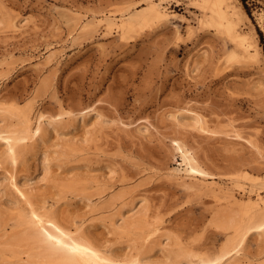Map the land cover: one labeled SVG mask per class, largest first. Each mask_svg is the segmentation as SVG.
Wrapping results in <instances>:
<instances>
[{
	"label": "rangeland",
	"instance_id": "rangeland-1",
	"mask_svg": "<svg viewBox=\"0 0 264 264\" xmlns=\"http://www.w3.org/2000/svg\"><path fill=\"white\" fill-rule=\"evenodd\" d=\"M225 5L248 53L198 0H0V128L16 126L7 108L45 120L14 156L0 139V236L10 212L34 210L122 260L138 248L123 222L145 213L159 234L218 255L228 232L215 215L264 198V0ZM153 7L157 21L121 30ZM156 241L142 251L165 261L171 243ZM263 257L264 233L251 230L205 264Z\"/></svg>",
	"mask_w": 264,
	"mask_h": 264
},
{
	"label": "bare ground",
	"instance_id": "bare-ground-1",
	"mask_svg": "<svg viewBox=\"0 0 264 264\" xmlns=\"http://www.w3.org/2000/svg\"><path fill=\"white\" fill-rule=\"evenodd\" d=\"M198 1L204 10H208V22L226 32L232 33L238 46L242 48V51L248 53L250 44L247 42L246 37L235 28L234 10L228 8L227 5L223 7L222 0ZM161 16L162 12L158 7L133 13L130 19L121 25V30L125 32L134 26L144 27L145 25H150ZM228 58L235 59L236 57L235 54H231ZM46 85L47 82L44 81L43 86L46 87ZM3 111L4 115L17 119L16 126H13V128L8 130L0 128V139L7 145L9 155L14 156L18 145L30 135H35L39 125L45 120L42 115L26 116L22 111L11 108ZM32 119L33 125L36 123L35 127L32 126ZM180 157L188 170H197L194 161L186 150L181 149ZM123 196L124 194L121 192L115 193L105 205L114 206ZM134 208L135 206L130 208V211L133 212ZM137 211L140 212L142 209L138 207ZM10 214L12 215L11 212ZM10 214L8 215V223L11 224L12 229L0 236V257L4 264H205L218 260L231 251L236 252L246 234L251 230L264 233V198H261L260 206L254 209L247 210L239 207L229 213L219 212L214 218L212 217V222L218 228L227 231L228 235L222 243L218 255L213 259H208L191 251L186 244L181 243L177 238L174 237V239L168 234L165 236L161 235V233L159 234L157 222L154 224L148 221L145 213H143L136 219H127L123 222L125 233L131 236L132 241L138 248L136 254H130L125 259L120 260L102 254L98 248L81 234L72 235L65 232L49 213L39 214L31 210L28 218L22 215L11 217ZM123 216L120 215V217ZM152 239H155V241L158 239L159 242L158 240L156 242L162 246L168 244L167 241H170L171 247L169 246L168 251L166 250L165 261H151L145 256L149 251H142ZM255 264H264V257Z\"/></svg>",
	"mask_w": 264,
	"mask_h": 264
}]
</instances>
